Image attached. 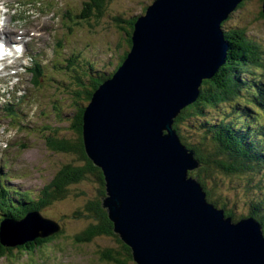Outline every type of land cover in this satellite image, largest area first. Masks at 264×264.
I'll use <instances>...</instances> for the list:
<instances>
[{"label": "water", "instance_id": "1", "mask_svg": "<svg viewBox=\"0 0 264 264\" xmlns=\"http://www.w3.org/2000/svg\"><path fill=\"white\" fill-rule=\"evenodd\" d=\"M242 2L154 0L136 23L123 65L85 110L88 156L106 182L103 208L137 264H264L261 225L253 218L233 222L209 203L189 177L199 162L171 129V118L223 66L229 45L221 25ZM44 222L36 213L5 220L1 243L46 237L53 231H44ZM15 224H26L25 237L14 236Z\"/></svg>", "mask_w": 264, "mask_h": 264}, {"label": "trees", "instance_id": "2", "mask_svg": "<svg viewBox=\"0 0 264 264\" xmlns=\"http://www.w3.org/2000/svg\"><path fill=\"white\" fill-rule=\"evenodd\" d=\"M109 2H113V0L88 1L85 4L84 20L99 24L105 16V10ZM93 10L94 12H92ZM139 17L128 20L122 19L120 16L115 18L119 29L125 32V42L124 48H122L121 44L118 45V50L121 53L117 58V62L113 64V66L116 65L114 71L109 76L105 71H102V73L98 72L96 64L91 66V68L87 64L85 68L88 70L82 69L81 73H79V69H77L75 62H73L76 60V56L72 58L73 61L68 60L69 62H65L67 70L65 75L67 78L65 81H57L56 86L63 88V95L66 101L60 102L58 98L54 100L59 102L60 106L65 102H69L68 104L71 105V109H68L69 112L66 117L73 140L60 138L58 135L60 131L55 129L53 125L46 126L48 132H43L42 134L44 135L45 144L47 143L48 152L63 153L68 158H77V161L70 162L69 160V163H65L52 181L44 186L36 197L28 192L21 194L17 192L16 194L18 195H13L12 188L7 185L0 187V233L2 221L6 218L19 221L25 215L37 212L44 219H48L49 216L46 217L42 211L54 205L53 203L56 200L59 202L67 201L73 194H71L70 189H73L79 196L81 195L84 198L88 192L83 189L80 190L79 186H82L86 181H97L101 184V189L99 190L97 186L96 191L100 193V197H106V182L103 172L94 165L86 153L83 136L84 115L86 107L90 104L95 91L116 70L118 71L120 65H123L127 53H129V48L131 49L133 31ZM261 19H264V16L260 12L257 20ZM223 31L229 45L224 65L218 69L213 79L205 80L202 83L198 100L187 106L180 113L176 119L174 128L178 131L181 143L189 150L195 152L194 158L200 164L199 170L195 171V173H189L190 177L196 178L202 185L209 203L219 209H223L227 217H231L233 222H237L240 219L235 217V213L232 210H228L225 203L221 205L218 201L219 199L214 198L215 193L207 187L206 180H216V177H219V175L229 177L230 181L239 177L244 178L246 179L245 190L250 194L253 189L251 187L253 177L264 170V142L261 141L264 139H259L262 127H252V123L246 118L248 116L247 112H251L247 106L240 108L241 112L236 108L235 111H238L237 117H240L239 120H234L233 117L232 119L230 115L226 114L224 118L216 121L211 118L208 110L212 108L216 109L225 103L236 102L242 97L239 94V89L246 88V91L251 87L248 86L252 85L246 81V75L242 77V74H249L256 78V73L259 74L263 71L264 50L261 49L259 43L256 44L247 39L246 29H227L224 25ZM58 67L59 62H57L56 69ZM86 71H89L90 75ZM257 80L259 81V79ZM258 84L261 85L262 83L258 82ZM258 84L252 86L256 88V92L260 93L261 87ZM249 99L256 101L259 98L255 99V94L252 93L249 94ZM256 103L258 104L257 101ZM259 105L264 108L263 103ZM59 110L60 108H58ZM63 111L65 112V110H62L60 116H62ZM195 119L199 120L194 123L196 126L194 127L196 129L195 134L200 135V137L202 136L201 138L199 137L200 141L197 143L188 141V138L182 135L181 132L183 126L190 125ZM33 134L32 132V138ZM91 178L94 180H91ZM84 185L82 187H85ZM257 187L264 194V186L260 187L257 185ZM2 188L11 193V201L7 200L8 195L2 191ZM87 199L83 203L84 206L80 205L83 209L75 210L70 216L62 213L61 216L56 215V218L59 219H54L50 215L56 222H61L57 226L59 231L56 233L54 232L46 237H36L34 240L27 241L25 244L16 247H6L1 243L0 239V262L17 264L20 263L21 257L28 256L34 263H39V261L41 262L40 264L44 263L43 260L50 254L47 253L48 248L55 247V245L64 247L63 244L67 242L65 241L67 239L65 235L68 225L84 220L87 217L89 220L86 222V227L78 234L76 233L74 236H71L72 246H79L81 243L93 241L101 236H113L115 238V242L113 243L117 246L102 248L99 251L101 260L115 264H136L131 248L114 233V225L108 218V212L102 207V199L97 198L96 195ZM14 202L17 208L13 205ZM247 217L257 220L262 225L264 233L263 201H259L258 203L251 201ZM65 247H68V245ZM73 250L77 251L75 248Z\"/></svg>", "mask_w": 264, "mask_h": 264}, {"label": "rangeland", "instance_id": "3", "mask_svg": "<svg viewBox=\"0 0 264 264\" xmlns=\"http://www.w3.org/2000/svg\"><path fill=\"white\" fill-rule=\"evenodd\" d=\"M88 1L90 0H2L3 3L11 6L12 9H18L22 15L29 16V21L40 29L35 39L47 41L49 43L48 48H45L47 51H41V53L48 58V62H45L43 66L46 67L52 58L64 63L60 64L56 72H54L55 84L58 83L57 81H65L67 78L65 75L67 71L65 62L73 55L77 56L76 60L78 62H76L75 65L77 69H79V73H81L82 69L88 70L85 68L87 64H89L90 68L96 64L98 72L102 73V71H105L109 76L114 71L116 65L113 66V64L117 62V58L121 53V51L118 50V45L121 44L122 48H124L125 42V32L119 29L115 18L118 16L125 20L137 18L144 14L145 10L154 0H113V2L107 4L108 7L105 10V16L99 24L91 23L83 18L86 11L85 4ZM242 1H245L244 4L241 5L242 2L237 9L229 15L228 19L222 23L221 28L223 29L225 25L227 29H246L247 39L256 44L259 43L261 49L264 50V19L257 20L258 14L261 12L263 0ZM92 12H94V10ZM21 14L16 15L20 16ZM26 23L29 24L28 22ZM14 29L16 32L12 31L13 33L23 36L17 33L19 26H16ZM22 30L24 34H26L28 30H32V28H22ZM83 50L86 51L84 52ZM45 72H48L47 68ZM86 72L90 75L89 71ZM245 75L247 78L246 81L249 82V84H258L257 79H259L264 85V69L261 73H256V78L249 74H242V77ZM20 78H22V86L28 87L26 82H29L31 79L30 76L27 73L20 72L18 81ZM53 78L52 74L49 73L44 83H37L36 91L39 92L42 90V93L40 95L39 93L37 94L35 101L37 102L38 100L41 106L52 101V104L44 109L45 113H43L41 120L36 119L41 117L39 109L37 108L38 106L34 107V105H29L31 108L25 109L16 99H13L9 101L12 103L13 110L17 113V117L26 120V123L20 125L15 124L16 120L9 114V111L6 110L7 100H0V147L11 145L9 151L18 156L16 163L20 168H17V173L19 175H25V177H18L16 181H13L14 183H9L8 185H15L22 191L33 194L35 197L44 186L52 181L56 173L65 163H69V160L70 162L77 161V158H68L67 155L63 153L48 152L47 143L45 144L43 139L44 135L42 133L48 132L46 126L53 125L55 129L60 131L58 134L60 138L73 140L66 117L69 112L68 109H71V105L68 104L69 102H65L60 106L59 102H54V98H58L60 102L66 101V98L63 95V88L51 83ZM71 80L74 81L73 79ZM252 85H249L248 87H251L246 91V88L239 89V94L242 97L238 101L225 103L216 109H209L208 113H210L211 118L216 121L224 118L226 114L230 115V118L233 117L234 120H239L240 117H237L238 111H235L236 108L239 110L243 106L245 107L246 104H250L255 110L249 108L251 112H247L248 116L246 118L252 123V127H262L259 139H264V108L259 105L260 103L264 104V88L260 93H256L257 98H259H255L258 102L257 104L254 100L249 99V94L254 92V87ZM258 85L261 87L260 84ZM46 86L47 88H45ZM52 105H54V107H52ZM58 108H60L59 111ZM62 110H65V112L63 111L62 116H60ZM239 112H241V110H239ZM198 121L199 120L195 119L190 125L183 126L181 129L182 135L186 136L190 142L197 143L200 141V135L195 134L196 129L194 128L196 127L194 123ZM27 124L30 128H27ZM31 130L35 132L33 138H29ZM22 141H25L26 145H24ZM261 141L264 142V140ZM9 168L11 167L8 166L6 170ZM191 173H195V171ZM2 174H4V171ZM10 178L13 177L10 176ZM15 179L16 178L13 180ZM91 180L94 179L91 178ZM230 180L229 177L219 175V177H216V180L207 179L206 183L207 187L214 191V198H218L221 205L225 203L227 209L235 213L234 215L236 218H247L251 201L254 203L263 201L264 204V194L260 192L257 187V185L260 187L264 186V170L253 177V182L251 184L253 189L250 194L245 190L246 179L239 177L233 179V181ZM27 183L32 186L25 187ZM83 185L85 187H82ZM82 186H79V189L88 192L84 198L81 197V195L79 196L73 189H70L71 194H73L67 201L59 202L56 200L53 203L54 205L42 211L43 214L46 215V217L49 216V219H52L50 215H52L54 219H59L56 218V215L61 216V214L64 213L70 216L75 210H82L83 207L81 206H84L83 203H85L89 197H95L96 195L97 198H101V201H103V196L100 197V193L96 191L97 186L99 190L101 189V184L97 181H86ZM106 196H108L107 190ZM87 220H89V218L85 217L84 220L68 225L65 235V237H67L65 241L67 242L63 244L64 247H59L54 244L55 247L48 248L47 253H50V257L47 255V258L43 260L44 263L42 264H115L113 262L108 263L102 261L99 253L102 248H113L117 246L113 243L115 242L113 236H101L93 241L81 243L79 246H72V240H70L71 236L82 231L86 227ZM67 245L68 247H65ZM74 248L77 251H74ZM10 263L11 262H0V264ZM40 263V261L39 263H34L30 257L23 256L20 258V263L17 264Z\"/></svg>", "mask_w": 264, "mask_h": 264}, {"label": "bare ground", "instance_id": "4", "mask_svg": "<svg viewBox=\"0 0 264 264\" xmlns=\"http://www.w3.org/2000/svg\"><path fill=\"white\" fill-rule=\"evenodd\" d=\"M53 18V17H52ZM140 18V17H139ZM138 18V19H139ZM135 26H136V24H135ZM51 29V28H50ZM134 31H135V27H134ZM133 31V32H134ZM221 34H222V36L224 37V32H222L221 31ZM10 44H11V42H9ZM227 56V55H226ZM225 60H226V58H225ZM224 63H225V61H224ZM224 63L222 64V65H224ZM51 67V66H50ZM218 68H220V66L218 67ZM254 85H256V84H254ZM99 89V88H98ZM98 89L95 91L96 93H97V91H98ZM199 96H200V88H199V95H198V97H197V99L195 100V101H197L198 100V98H199ZM194 101V102H195ZM193 102V103H194ZM92 103V100H91V102H90V104ZM189 105H191V104H189ZM189 105H187V106H189ZM187 106H185L184 108H182L181 110H180V112L179 113H176L175 114V116H173V118H171V120L173 119V123H172V125H171V129L173 130V132L177 135V137H179L180 138V136H179V134H178V131L177 130H175V128H174V125H175V122H176V119H177V117L180 115V113L187 107ZM245 106H247V107H249V108H251L252 110H255V108L253 107V106H250V104H246ZM88 107V106H87ZM86 107V108H87ZM175 117V118H174ZM84 123V122H83ZM84 125V124H83ZM167 131H169V129H166ZM163 134H164V132H163ZM171 136H172V138H174V139H176L177 137L176 136H173L172 134H171ZM178 138V140H179V142L181 143V140ZM22 143L23 144H25V141H22ZM84 143H85V141H84ZM181 145L186 149V151H188V152H193V155H194V157H195V152L194 151H191V150H189L185 145H183V143H181ZM85 149H86V153H87V155L90 153L89 152V150H88V147L85 145ZM90 159H91V157L90 156H88ZM92 160V159H91ZM92 162H93V160H92ZM94 163V162H93ZM1 166H2V164H1V162H0V187H2V186H4V185H7L8 187H10V188H12L13 190H12V194L13 195H18V194H16L17 192H18V189H17V186H15V185H13V186H9L8 184L9 183H14L13 181H16L17 180V178H18V173L16 174L15 173V166H14V164H11V167H12V169H11V171H9L7 174H4L5 175V179H3L2 178V172H1ZM197 170H199V169H197ZM194 171H196V170H194ZM191 173V172H190ZM10 176H12L13 178H10ZM15 176V177H14ZM17 176V177H16ZM189 177H190V175H189ZM14 178H16L15 180H13ZM194 178V177H193ZM195 180H197L196 178H194ZM198 181V180H197ZM29 186H32V185H30L29 183H27V184H25V187H29ZM107 190V189H106ZM203 190H204V188H203ZM24 192H27V191H24ZM204 192H205V190H204ZM29 193V192H28ZM206 193V192H205ZM30 194V193H29ZM35 197V196H34ZM107 197V196H106ZM104 200V199H103ZM103 204H104V202H103ZM102 207H104L103 205H102ZM217 208V207H216ZM217 209H219V208H217ZM105 210L107 211V209L105 208ZM221 210H223V209H221ZM33 213H36L41 219H43V217L41 216V214L40 213H37V212H33ZM33 213H31V214H29L28 215V217L29 218H31L32 217V215H33ZM224 215H225V217L226 218H231V217H227L226 216V214H225V212H224ZM108 216H109V214H108ZM247 218H249V217H247ZM24 219V218H23ZM23 219H21V220H23ZM35 219V218H34ZM232 219V218H231ZM254 219V218H253ZM21 220H19V221H15L16 223H19ZM30 220V219H29ZM28 220V221H29ZM36 220V219H35ZM233 220V219H232ZM10 221H13V220H10ZM37 221H41V220H36V223H37ZM257 221V220H256ZM46 222H49L50 224H51V227H47V224H46ZM258 222V221H257ZM259 223V222H258ZM260 224V223H259ZM41 228L42 229H44V231L46 230V228L47 229H49V230H51V231H53V233L55 232H58L59 231V228L57 227L58 225H59V223L58 222H56V221H54V220H52V219H45V222L44 223H41ZM261 225V224H260ZM15 226L16 227H18L19 228V230H16V229H14L13 230V233H14V236L16 237V238H18V239H21V238H23V237H25V235H26V224H25V226H24V228L22 227H19L17 224H15ZM261 228H262V230H263V227H262V225H261ZM2 229V228H1ZM113 231H114V229H113ZM115 233V232H114ZM52 234V233H51ZM50 234V235H51ZM115 234H117V233H115ZM0 235H1V233H0ZM118 235V234H117ZM14 236H13V238H14ZM119 236V235H118ZM263 237H264V233H263ZM37 238H40L39 236H37ZM132 254H133V252H132ZM137 264V263H136Z\"/></svg>", "mask_w": 264, "mask_h": 264}, {"label": "clouds", "instance_id": "5", "mask_svg": "<svg viewBox=\"0 0 264 264\" xmlns=\"http://www.w3.org/2000/svg\"><path fill=\"white\" fill-rule=\"evenodd\" d=\"M6 11V9H4L2 7V0H0V31L3 30V26H4V17L2 15V13ZM146 11V10H145ZM223 31V29H222ZM224 32V31H223ZM225 38V37H224ZM226 40V39H225ZM21 49H17V51H20ZM10 52L5 51V46L2 42H0V58H2L3 56L6 55H10ZM0 68H2V65H0ZM6 147V145H4Z\"/></svg>", "mask_w": 264, "mask_h": 264}]
</instances>
